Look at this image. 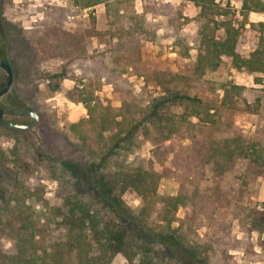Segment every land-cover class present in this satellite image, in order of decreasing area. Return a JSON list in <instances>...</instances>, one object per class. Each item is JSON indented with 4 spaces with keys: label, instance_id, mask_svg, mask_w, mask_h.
Segmentation results:
<instances>
[{
    "label": "trees",
    "instance_id": "1",
    "mask_svg": "<svg viewBox=\"0 0 264 264\" xmlns=\"http://www.w3.org/2000/svg\"><path fill=\"white\" fill-rule=\"evenodd\" d=\"M75 1L83 8L104 3L107 14L113 17L110 25L115 29L107 30L98 29L93 17L88 36L141 34L153 39L157 29L145 25L144 14L176 17L172 5L149 0H142L141 13L132 0ZM189 1L201 9L200 28L195 46L177 36V70L146 65L140 55L128 61L146 82L160 88L158 95L146 104L131 95L121 106H113L96 98L88 85L77 89L87 116L72 122L69 130L79 139L87 160V168L83 167L87 175L82 184L85 191L63 187L59 192L62 203L51 205L45 197V186L26 184L19 170L11 169L6 180H0V235L9 237L13 244L10 253L0 247V264H112L119 253L131 261L140 255L146 264H154V258L160 255L157 248L165 250L174 264H207V249L188 235L200 212L199 187L181 180L176 195H161V179L170 173L166 167L133 168L126 163L129 154L141 147L140 137H179L191 140L195 154L216 175L225 174L239 159H245L250 175L264 176V143L246 139L235 130L237 116L259 112V106L249 100L248 87L231 80H205L208 71L228 58L234 68L254 74L264 83V21L236 25L225 19L219 23L209 16L216 13V0ZM241 10L246 16L264 13V0H242ZM131 20L134 23L126 26ZM83 37L71 31H44L34 46V68L44 60L61 58L72 64L84 58ZM245 43L250 45L248 54L240 49ZM192 48L196 49L194 54ZM69 70L64 66L59 76L65 77ZM73 76L81 82L78 75ZM203 85L209 92L199 90ZM215 89L222 91L221 98L213 96ZM218 133L227 136L219 138ZM128 190L141 198L140 209L126 204L123 195ZM38 205L42 208L36 210ZM181 206L188 209L184 218L177 216ZM41 215L49 217L42 219ZM50 227L62 229V233L45 240Z\"/></svg>",
    "mask_w": 264,
    "mask_h": 264
},
{
    "label": "rangeland",
    "instance_id": "2",
    "mask_svg": "<svg viewBox=\"0 0 264 264\" xmlns=\"http://www.w3.org/2000/svg\"><path fill=\"white\" fill-rule=\"evenodd\" d=\"M132 1L136 11L141 13L143 1ZM149 1L170 4L176 12L175 18L144 14L145 25L157 29L153 39L141 34L120 38L109 33L86 35L93 17L98 29H115L110 25L113 17L107 14L104 3L83 8L75 0H0V56L6 58L14 71L13 85L0 98V103L5 109L30 104L39 114L38 123L30 129L0 125V180H6V173L11 169L19 170L26 184L45 186V197L51 205L62 203L59 192L63 187L85 191L82 184L87 175L83 167L87 168V160L79 139L69 130L72 122L87 116L86 107L78 100L77 89L88 85L96 98L110 101L113 106H121L131 95L140 97L146 104L152 96L158 95L160 88L146 82L129 67V58L140 55L146 65L177 70V36L185 37L195 46L194 39L200 28L198 6L189 0ZM216 1V13L209 16L219 23L225 19L236 25L264 21V13L244 15L242 0ZM129 22L125 25L134 23ZM249 26L247 23L246 27ZM47 30L71 31L84 36L86 56L72 64L61 58L40 61L35 69L34 46ZM240 49L248 54L250 45L245 43ZM195 52L192 48L191 53ZM64 66L70 70L61 77ZM73 74L78 75L81 82ZM6 79V71L0 67V86ZM205 80L207 83L231 80L248 87L249 100L259 106V112L237 116L235 130L246 139H259L264 143V83L259 82L256 75L234 68L228 58L217 69L208 71ZM199 90L209 92V87L203 85ZM212 94L222 97L220 89ZM6 117L19 122L31 121L27 116ZM216 136L223 138L227 134ZM140 139L141 147L129 154L126 163L133 168L166 167L170 173L161 179L159 194L176 195L181 180L199 187L200 212L188 235L207 249V264H264V176L250 175L245 159H239L225 174L216 175L195 154L194 144L187 138ZM123 197L130 208H141L142 200L133 190L126 191ZM41 208L38 205L36 210ZM187 211L181 206L177 216L184 218ZM48 217L41 215L42 219ZM46 232L45 240L60 235L62 229L50 227ZM152 243L159 247L157 241ZM0 247L10 253L13 249L10 238L0 235ZM157 249L160 255H156L154 264H174L165 250ZM112 264H146V261L140 255L131 261L124 253H119Z\"/></svg>",
    "mask_w": 264,
    "mask_h": 264
},
{
    "label": "water",
    "instance_id": "3",
    "mask_svg": "<svg viewBox=\"0 0 264 264\" xmlns=\"http://www.w3.org/2000/svg\"><path fill=\"white\" fill-rule=\"evenodd\" d=\"M0 67L7 73V79L5 83L0 86V98L7 94L14 82V71L11 64L6 60L4 56H0ZM7 115L27 116L31 118L30 122H19L7 118ZM39 121V114L37 110L30 104H22L21 107H14L5 109L0 103V123L12 128L18 129H30L33 128Z\"/></svg>",
    "mask_w": 264,
    "mask_h": 264
}]
</instances>
